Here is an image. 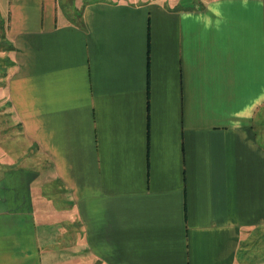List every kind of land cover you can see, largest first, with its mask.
I'll list each match as a JSON object with an SVG mask.
<instances>
[{
	"label": "crops",
	"instance_id": "crops-1",
	"mask_svg": "<svg viewBox=\"0 0 264 264\" xmlns=\"http://www.w3.org/2000/svg\"><path fill=\"white\" fill-rule=\"evenodd\" d=\"M4 11L0 264H264V0Z\"/></svg>",
	"mask_w": 264,
	"mask_h": 264
},
{
	"label": "rangeland",
	"instance_id": "rangeland-1",
	"mask_svg": "<svg viewBox=\"0 0 264 264\" xmlns=\"http://www.w3.org/2000/svg\"><path fill=\"white\" fill-rule=\"evenodd\" d=\"M9 0H0V101L2 99V87L5 85L6 79L8 76L13 72V61H12V46L11 42L6 41L7 36H6V21L4 18V14L6 12L4 11V8L8 4ZM134 2H143V1H157L160 3H163L166 5L167 8L169 9H182V8H187V7H197L198 4H203L207 2L208 0H131ZM184 6V7H183ZM17 132L15 123L10 115H8V120L7 123L3 121V124L1 125L0 121V134L3 137H7L9 135V141L4 142L2 140V146L4 149L6 147L8 148H13L15 152H18L19 154L22 153L23 151L27 152V147L28 143L25 140H22V137L19 135L18 136V143L13 145V137L15 133ZM257 237H254L253 243H257L256 240Z\"/></svg>",
	"mask_w": 264,
	"mask_h": 264
}]
</instances>
